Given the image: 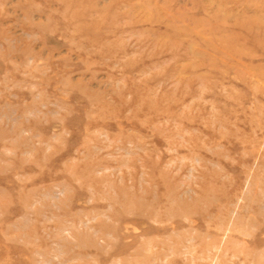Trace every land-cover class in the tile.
Here are the masks:
<instances>
[{
	"label": "rangeland",
	"instance_id": "374dc122",
	"mask_svg": "<svg viewBox=\"0 0 264 264\" xmlns=\"http://www.w3.org/2000/svg\"><path fill=\"white\" fill-rule=\"evenodd\" d=\"M0 264H264V0H0Z\"/></svg>",
	"mask_w": 264,
	"mask_h": 264
}]
</instances>
